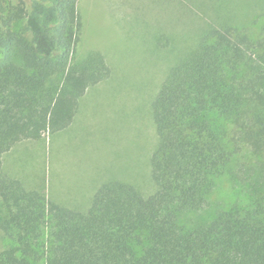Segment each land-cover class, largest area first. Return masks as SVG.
<instances>
[{"label": "trees", "instance_id": "trees-1", "mask_svg": "<svg viewBox=\"0 0 264 264\" xmlns=\"http://www.w3.org/2000/svg\"><path fill=\"white\" fill-rule=\"evenodd\" d=\"M78 0H0V264H264V25L258 37L209 27L152 103L156 189L109 181L86 212L28 190L3 170L16 144L73 122L105 57L73 63ZM247 152V156L245 154ZM228 178L235 198L210 212Z\"/></svg>", "mask_w": 264, "mask_h": 264}, {"label": "rangeland", "instance_id": "rangeland-1", "mask_svg": "<svg viewBox=\"0 0 264 264\" xmlns=\"http://www.w3.org/2000/svg\"><path fill=\"white\" fill-rule=\"evenodd\" d=\"M77 9L82 32L73 63L99 52L110 75L89 88L68 130L16 144L3 156V170L26 189L86 212L109 181L144 196L155 192L152 103L161 84L209 27L233 26L258 37L264 0H78ZM235 198L224 177L210 197V212ZM5 215L0 202V221ZM12 244L0 226V252Z\"/></svg>", "mask_w": 264, "mask_h": 264}, {"label": "crops", "instance_id": "crops-1", "mask_svg": "<svg viewBox=\"0 0 264 264\" xmlns=\"http://www.w3.org/2000/svg\"><path fill=\"white\" fill-rule=\"evenodd\" d=\"M108 77H109V76H108ZM89 88H90V87H89ZM89 88L87 89L85 95L87 94ZM85 95H84V96H85ZM84 96H83V97H84ZM83 97H82V98H83ZM82 98H81V99H82ZM80 101H81V100H80ZM79 105H80V103H79ZM78 110H79V108H78ZM77 113H78V111H77ZM76 115H77V114H76ZM71 124H72V123H71ZM71 124H70V125H71ZM70 127H71V126H69L68 128H66L65 130H62V131H66V130H68Z\"/></svg>", "mask_w": 264, "mask_h": 264}]
</instances>
